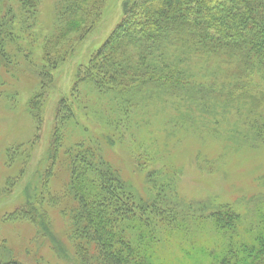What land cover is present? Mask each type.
<instances>
[{
	"label": "rangeland",
	"instance_id": "1",
	"mask_svg": "<svg viewBox=\"0 0 264 264\" xmlns=\"http://www.w3.org/2000/svg\"><path fill=\"white\" fill-rule=\"evenodd\" d=\"M127 1L108 0L82 42L74 32L58 47L50 46L52 57L64 55L54 63L45 46L65 29L57 22V0H38L31 25L24 22L16 0H0L16 39L0 64V257L27 264H81L71 241L69 213L48 209L41 232L27 220L10 219L25 202L31 180L32 203L42 210L50 205V196L65 188L67 174H58L57 166L67 164L59 160L52 171L48 168L56 112L65 98L76 116L59 128L65 134L62 151L86 133L96 140L133 193L142 219L134 239L139 243L140 234L146 235L144 251L153 264H264L261 239L253 240L264 233V143L243 144L234 136L231 117L218 126L194 104L186 116L165 102L116 115L115 104L97 103L93 90L73 95L80 68L121 22ZM13 7L17 17L9 14ZM44 70L47 78L40 74ZM39 93L37 119L29 102ZM117 130L119 136L111 134ZM220 206L231 213V225L223 227L210 216ZM253 243L262 250L248 260L244 246Z\"/></svg>",
	"mask_w": 264,
	"mask_h": 264
},
{
	"label": "trees",
	"instance_id": "2",
	"mask_svg": "<svg viewBox=\"0 0 264 264\" xmlns=\"http://www.w3.org/2000/svg\"><path fill=\"white\" fill-rule=\"evenodd\" d=\"M107 1L57 0V22L65 29L49 39L46 56L54 63L60 59L61 55L52 57L50 46L58 47L66 34L75 32L78 41L86 39L100 21ZM16 2L24 22L31 25L38 0ZM124 5L121 22L80 68L75 97L93 90L97 103L115 104L116 115L128 114L142 104L151 107L165 102L186 116L194 104L201 116L209 115L218 126L231 117L233 131L243 132L241 137L234 136L243 144L264 143V0H129ZM13 9L9 14L17 17L16 7ZM2 10L0 2V64L16 40ZM65 54L68 58L71 53ZM40 74L49 75L46 70ZM42 81L44 84V78ZM33 97L29 106L38 119L41 93ZM75 116L71 103L63 98L56 112L48 168L52 171L59 160L67 164L57 166V173L67 174L65 188L50 196V205L42 210L32 203L36 195H32L31 180L25 202L10 219L27 220L41 232L47 226L48 209L69 213L71 241L81 264H153L144 251L149 244L146 235L140 234L139 243L134 239L141 229L137 221L142 219L133 193L104 159L96 140L86 133L62 151L65 134L59 128ZM210 216L223 227L231 225V213L225 206ZM256 237L253 240L261 239L263 247L264 233ZM244 247L248 260L262 250L254 243ZM0 264L27 263L3 255Z\"/></svg>",
	"mask_w": 264,
	"mask_h": 264
}]
</instances>
